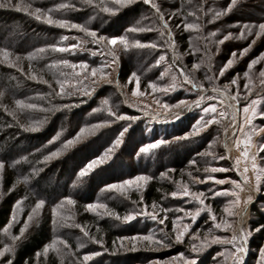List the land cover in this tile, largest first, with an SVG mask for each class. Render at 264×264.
Segmentation results:
<instances>
[{
	"label": "rangeland",
	"instance_id": "374dc122",
	"mask_svg": "<svg viewBox=\"0 0 264 264\" xmlns=\"http://www.w3.org/2000/svg\"><path fill=\"white\" fill-rule=\"evenodd\" d=\"M107 1H110L109 3H111V0ZM245 1H249L248 3L260 6L262 11H264V0ZM172 2V0L167 1V3H169L170 5L173 4ZM213 2L216 4L212 6L210 5V7H214L215 9H217V11L221 10L220 7L217 8V5H221L220 0H213ZM0 4L8 5L7 7H0V42L14 38L13 42H15V45H17L19 42H22V50H25L32 44L39 45L45 39H49L54 35L55 37H57L58 35L60 38L67 37V39L61 40L65 46L69 44H77L78 42L80 43L78 44V47L76 49L69 51L67 54L65 53L64 55H58L56 57L58 58L57 60L68 59V55L75 52L78 53L79 51H84V49H86L84 48L85 46L93 47V49L89 50V53L101 60L100 65L107 63L111 59V57L108 56L107 49L104 46L92 44L90 42L92 38L88 37L79 29L62 28L55 25L50 26L43 21H38L33 16L29 15L28 12H32L36 8L29 0H0ZM15 4L19 5V7H17V5ZM146 5L147 6L144 11L147 10V12L143 11V14L140 13V15L134 19L132 25L144 26L147 24L154 30L148 32L132 33L128 32V29H126L125 35L128 36L130 41L142 37L145 39V42L151 41L160 46L157 48L130 47L127 51H125L122 45L117 44L114 49L118 57L117 63L113 65L112 68L107 69V71H109L110 73L108 79L112 81V83L104 82L100 80L98 76L91 77L89 75L87 78H85L84 74L81 73L80 77L78 78L72 77L73 80L79 79L81 81L80 84L73 86L72 80H70L69 84L65 87V91L72 92V95H56V92L59 91L57 80L67 78L68 75L72 73V69L70 67H65L62 65H57L54 67L51 66L53 70H49L48 68L43 69L42 66L34 67L32 64L27 65V61L25 60V58H23L24 55L18 54L17 52L11 53L9 51V59L12 61V64H9L7 62H5V64L9 65L13 70H18L24 73H26L24 71L26 70L24 67L32 65L27 69L30 72L26 70L28 72L26 73V77L27 79H32L31 77L35 75L36 79L32 80L37 82V87L45 83V79H48V75H46L47 72L50 74L49 76L51 80L50 82L48 80V84H50L51 87L48 86L49 91L47 94L36 93L34 95H31L26 101L23 100V102L25 101L24 103H33L40 106V108L31 109L36 113L34 116L31 115L30 117H28V119L31 120V117H36V119L34 118V120L32 118V121H39L40 119L42 120L47 116L45 115V113L53 111V109H58L57 111H59V109H65V114L62 116V120L59 118L55 120L57 125H60L61 128H63L64 125H67L68 118L73 122L85 120L84 127L96 124L98 122H95V119H93L94 116L89 111V113L84 112V114L82 113L81 115L79 114V112H77L78 107H80L83 102L85 103L87 100H92L95 97L94 95H99L97 98L98 101L108 99L110 105L113 106V110L117 111L118 114L136 117L135 120H115L114 117H109L107 112H105V117L102 118V120L110 119L112 120V123L104 128L95 131L94 133L90 134L86 132L83 138L72 145L69 148V151L65 153L66 157L64 160L66 171L57 175L55 173L49 174V181H46V184L44 182H41L39 184L40 187L50 188L52 185L66 187L67 182L69 181L68 176L71 174V172L75 176L76 181L77 173L80 169L77 170V168L72 167V164L74 162H77L81 158V162H83L82 167H84L91 159L102 155L105 150L112 145L113 141L118 137L120 131L125 127H127L128 130L124 134L123 142L112 153V158L108 160L104 165L99 166L92 173L82 178L78 183H73L70 185L68 184V191L76 193L77 196L80 195L85 197L91 194L93 191L95 193V189L100 187L102 183L114 180H118L115 183H120L128 179H134L135 177L141 175L150 176L152 177L151 180L158 179L160 180V182H163L168 186V190L163 191L162 193V197H164V199H161L160 202H156L158 207L155 209L152 208L153 203H151L150 205L140 203L141 196L135 197V195H140L143 189L137 191L134 186L128 189L126 195H122L118 192L107 190L104 185L102 189L103 191L99 195L101 197L100 200L98 199V201L93 202L106 204L105 199L117 202L118 204L122 205L123 210H125V214L119 215L121 217L132 211H142L144 205H146L149 212H156L158 220L167 216L164 224H160L158 220L153 221L150 217L146 216H137L132 221H124L122 219L118 220L115 218V216L103 215L102 213L105 211L104 209H98V212L101 213L100 215H98L97 213L87 210L86 206L88 204L83 206L88 213L97 216L99 219L106 218L113 223L114 227H116L119 233V237L115 239L111 249L108 248V246H106L103 242L102 244H98L83 237L79 229L72 226L74 224H77V222L75 221V217H78V214L73 211L76 203L74 205H69L65 199L61 200L55 207H52L50 211H52L53 213V209L56 208L57 213L68 217V220L61 224H54L53 230L56 237L61 236L60 239H63L62 236L66 237L63 240H66L68 242L69 248H65L63 244L58 243L57 248L61 250L59 254L56 251L50 249L46 255L44 254V251L41 255L46 257L49 254H54V256L60 262L63 259L64 262L66 261L72 263L73 261H76L78 264H82V257L84 254H90L92 252H96L99 254L89 260L87 264H183V259L180 255L181 253H183L185 257H195L197 260V264H233L232 258L229 256V252L232 251L231 245L224 243L213 244L210 242L211 236L230 238L232 235V230H226L223 227L219 229L215 228L213 226V222L209 219L206 210L201 212L195 222H192L187 218L185 219L184 222L190 224L189 232L185 235L183 242H175L173 221L176 219V217H182L184 215L179 211V209H195L196 207H199V205L196 202L192 201L191 197L174 199L170 196L165 195L166 193L177 190L174 181L181 180L190 182V177L188 176L189 172H191L193 175L200 176L201 179H204V176L206 174L204 173L203 169L206 166L228 169L224 172L208 173L215 176L217 179H224L226 183L223 185L215 184L214 181H206L204 183L190 182L189 186L191 191L193 192L205 193V195L208 197L205 203L211 206L213 214L217 216V222H220L221 218H223L232 221L234 226L236 225L238 218L228 217L227 214L223 211L225 207L229 206V202L234 200L235 198L231 195H209V189H212L213 191H221L225 189L236 190L234 185L228 182L230 180H241V182L243 183L240 172H242L246 162L243 160V158H241L239 170L237 169L235 163L236 158L240 157L242 146L241 149H237L236 147H234L235 137H233L231 128H229L227 133H224L223 131V127H227L231 123V120L229 118H225L222 121L221 125H211L208 129H205L196 137L187 140L174 141V137H181L184 135V133L189 131L191 126L195 123V120L203 115V113L200 109L185 110L182 112L178 120H174L172 119L173 114L180 113L181 110L177 108H170L165 111L162 107V104L165 102L168 104H176L180 100L192 101L197 99L198 93L196 91H190V85H186L183 83V77L180 75L179 69L184 68L186 71L190 70L192 68V65L199 62L201 58H206L205 61L207 64V56L205 55L206 44L208 45L209 49L208 55L211 56V69H206V71H209L208 73L211 76H218V69L223 67L228 59L232 58V52L236 51L237 53H239L240 50H242L244 47H247L246 45H248L252 42L253 39H255V43L252 45L248 53L236 60L233 66L225 72L224 76L219 77V79H215L213 81V84L217 87H220L221 89L223 88L224 84H229L230 87L228 95L230 96L237 90L239 91V101H234L237 108L236 113L233 112V110L229 108L227 104H225L226 101L223 100V98L218 93L212 92L211 89L213 84H205L200 80V70L195 72V79L198 82L203 83L204 87L208 89L206 95L216 97V99L214 100L204 101L203 106H207V104L209 103L217 104L219 109H223L229 112L230 115L232 113H235L238 123L243 121V107L249 104L253 99H258L260 101L257 104L258 113L264 112V84L260 83V80L264 78H261L259 76L260 69L264 68V60L255 65L254 69L250 73L252 77V84L250 85V87L252 88L251 94H246L245 92L244 83L246 82V78L243 76L244 71L247 70L248 63L252 59L259 57L261 53H264V50H262L257 55L255 54V46L260 42L259 40L261 38H264V34H262L260 37H255L254 33L257 29H254L253 34L247 36V39H236L234 41L233 37L239 36L240 33H236L233 31V37L229 40L234 41V43H237L238 45L236 44L233 49H230L231 51L227 52L228 54L226 55V49L222 48L221 45H219V50L217 51V47L214 43L208 44V39L204 37L205 34H203L200 29L190 30L192 31L190 35L192 50L190 51V64H187L185 62L186 54L179 51L174 32L170 27L171 25L168 23L170 26L168 29H165L163 27V24L154 15V10L151 8V6L148 4ZM204 5H208V8H210L209 4L207 3H204ZM13 7L16 10H21V15L26 16L25 18L21 17V22L20 19H15L13 18L12 14H10V11L12 10L11 8ZM25 7H28V12L24 11ZM116 13L107 14L112 17L116 15ZM200 13L201 10L198 13L196 12L195 16H190L191 18H193V21H190V23H197V17L201 19ZM256 13L258 12L253 11V13L251 14L255 15ZM213 14L214 13H212V15ZM109 16H107V18ZM145 17H148L153 22L149 24V21L144 19ZM236 17L239 16L236 14ZM30 19H34L36 21V26L34 27L35 29L25 31L21 25L22 21L29 22L31 21ZM6 20L8 23L4 22ZM106 21L107 22L104 21L102 25H100V27L106 28L107 26H109L108 24H106L108 23V19ZM168 30H171L173 34L171 38L166 35ZM161 31H163L165 35L161 36ZM137 35L139 37H137ZM105 36L112 37L120 35H117L116 33H110ZM200 37H203L204 39H200ZM213 40L218 39L215 38ZM171 41H175L174 49H170L168 47ZM194 48H199L200 51L194 52ZM100 52H103L104 55H100ZM85 54L89 55L88 52H86ZM161 55L165 56V60L162 61L160 65H156L155 61L158 60ZM198 55L202 57L197 61V59L200 57ZM127 59H131L133 72H136L140 77L139 90L145 93V95L143 96L132 95V90L136 87V84L134 81L130 83L129 77L133 72L129 74L128 78L124 82H121L118 78L119 65L122 64V61H127ZM71 63H76L77 65H79V62ZM169 65H171V68H169ZM89 66L90 68L94 67L91 65ZM204 67H206V65L202 66L201 70ZM166 68H169V71L161 79L160 73L164 72ZM77 71H80L79 68H77ZM61 72L65 73L64 77L60 75ZM237 74H239L238 77ZM173 75L176 76L177 83L181 85L179 87H176L175 90H170L167 93H152L151 89L147 87L149 82L169 84L171 83V78ZM234 77L237 78L238 87L237 85L230 84L231 79H233ZM93 80H96L97 82L93 84ZM117 82L120 85L119 89L117 87ZM21 85L17 86L19 89L23 88L22 90L28 89L27 87H30H22ZM84 88L92 89L91 95H81L78 89ZM33 89H42V85L40 86V88ZM0 93H2V91H0ZM82 99L85 101L81 102ZM157 100L161 103H157ZM221 100H223L222 104ZM0 104L3 108L5 107L1 100ZM53 105H56V107L52 108ZM5 109L8 110L7 107ZM145 111L149 112L150 115H144ZM57 113L59 112H55V114ZM66 114L68 116H66ZM157 115L158 119L153 120L152 117ZM29 124L23 122L22 125L27 127ZM139 125L142 126V128ZM252 126L255 128H264V116L257 114L253 118ZM25 127L23 128L25 129ZM139 127V134L143 135V138H141V135L140 137H138V134L136 133L137 128ZM59 134V137L63 134V131L61 129ZM65 134L66 137H68L65 138V140H69V136L71 134ZM226 134L228 136H232V140L230 143L231 155L229 159L225 157L224 146L222 143L225 137L224 135ZM237 135H240V133H237ZM74 137L75 136L73 135L70 139H73ZM58 138L55 140L51 138L50 140L52 141V143L50 144H53L55 147V143L58 142ZM161 138L169 140L170 143L163 145L162 147H159L151 151L150 153L138 154L139 148L142 145ZM214 141L215 143H213ZM253 141L255 144L264 143V133L254 135ZM7 144L8 141L5 138L3 140H0V160L2 156L9 157L10 162L21 160L23 158L26 160L30 156H36V154L41 151V147L37 146L34 140L28 137L22 138L21 136H17L13 141L10 149H8ZM210 144L212 145L211 149H209ZM45 147L46 148L44 150L50 149V146ZM206 151H212L216 156H223L224 159H213L212 157L198 155ZM251 151L255 152L256 148L253 147ZM174 153H178L180 157H183L185 159L177 160L176 157H171ZM159 155H161L160 161H158ZM147 157L150 159L148 160V162ZM191 160H196L197 163L195 165H192L190 164ZM257 164L261 167H264V152H260L257 154ZM197 168L200 169V171H196ZM248 168L249 171L247 175L249 177V182L254 183L253 170L251 169L250 165H248ZM172 169H174L175 171H171ZM1 172L2 171H0V181ZM161 173H166L167 175L162 177ZM169 177L171 179H169ZM33 181L32 182L35 184L39 183L38 181ZM58 190H60V188ZM2 195L3 193L0 192V197ZM239 195L241 201H243L248 195L252 196V201L247 206V215H245L240 221V226L248 229L251 233L248 236L245 244L246 251L243 255L241 264H260V250L264 249V228H261V230L259 231H257L256 229L264 225L261 224V221L259 220L261 217L264 218V175L261 176L260 191L249 192L245 190L240 191ZM26 200V198H22L18 200L20 201L19 205H17V202L15 204L12 216L13 214H15L16 220L11 224L7 232L4 231V234L7 235V238H5V243L11 242L12 244L13 242L11 240V237L14 235L19 236L20 229L18 230L19 233H17L16 227L24 225V221L28 218V214L35 206V204L33 205V202H30L29 199V202H27ZM133 201H136L137 203L134 204ZM61 203H63L64 207L58 208L57 206ZM161 206L163 209H167L168 211H162ZM243 207L244 205L242 203L241 208ZM41 209L39 210V212L41 211ZM108 211L113 212L110 207H108ZM57 219H59V217H57ZM35 220L36 218L33 221L29 222L28 228L34 223ZM82 226L86 228L91 236L95 237V232L98 231H96L97 227L92 226L89 223L86 226L85 224H82ZM161 229H163V233H161ZM164 233L168 234L171 238V243L168 247H158L156 245L149 244L147 241H143L142 239H137L136 241L132 240L133 237H142L143 235L148 234H153L157 239H162ZM194 235H199L200 240H203L205 235L209 236V242L198 253L191 252V245L193 243L199 244V241L194 239ZM56 237L54 239H56ZM70 239L74 241L75 246L71 245V243L69 242ZM51 242L49 244H51ZM80 243L84 244L83 248L78 247ZM69 251L71 252V255H68ZM7 256L8 255L6 253L4 257H0V264H7Z\"/></svg>",
	"mask_w": 264,
	"mask_h": 264
},
{
	"label": "snow or ice",
	"instance_id": "6c2138e0",
	"mask_svg": "<svg viewBox=\"0 0 264 264\" xmlns=\"http://www.w3.org/2000/svg\"><path fill=\"white\" fill-rule=\"evenodd\" d=\"M136 0H111V6L109 4L105 3V0H100V3H96V0H82V3L85 5H94L95 7L99 8L100 11L104 13H109V14H115L116 12L119 11L121 7H125L127 5H131L135 3ZM143 3L148 4L151 6V8L154 10V15L156 18L163 24V27L165 29L169 28L168 22L164 19V13L161 12L159 6L157 3L154 2V0H143ZM238 0H230V3L227 4V7L223 10L215 11L213 14L212 19H218L222 15H226L228 12L232 11L235 6H237ZM8 5L6 4H0V7H7ZM19 7V5H17ZM75 4L71 3L70 0L69 2H60L55 4L53 7H50L48 9H42L40 7H36L34 11L28 12V7L24 8L25 12H28L29 15L33 16L36 20L38 21H43L44 23L52 26H59L62 28H75L79 29L81 32L85 33L88 37H91V43L92 44H97V45H102L107 49V54L111 59L107 62L104 63L98 67H91L88 65L86 62H81L79 65L76 63H71L67 59H59L55 60L52 62L50 66L54 67L57 65H62L65 67H70L72 69V73L68 75L67 78L64 79H58L57 84L59 85V91L56 92V95H72V92H66L65 87L66 85L69 84L70 80H72L73 86L80 84L81 81L79 79H72V77H80L81 73L84 74L85 78H87L89 75L91 77H99L100 80L107 82V83H112L108 79L110 73L107 71V69L112 68L113 65L117 63V55L115 46L117 44H120L123 46V49L127 51L130 47H136V48H157L160 45H157L156 43H153L151 41L148 42H141L139 39L132 40L130 41L127 35H120V36H112V37H107L104 35H97V32L87 28L84 25L80 24H75L72 23L69 20L66 19H60V18H55L53 13L57 12H62V11H67L70 9H74ZM201 9H203V4H201ZM208 12H213L212 8H208ZM188 16H195L196 12H188ZM172 17L169 16V19ZM144 19L149 21V24H151L153 21L150 20L148 17H145ZM199 19V17H197ZM183 27L186 30H196L200 29L202 25L192 22L189 23L187 22V17L184 18L182 21ZM211 23V20L209 21ZM177 27H180V25H177ZM257 29L254 33L255 37H260L262 34H264V23H259L258 25L255 24H245L240 31V35L235 37L236 39H247V36L253 34V30ZM154 29L152 27H149L147 24L144 26H132L130 27L127 31L132 32V33H140V32H148V31H153ZM161 36L165 35L163 31H161ZM216 32H209L208 33V44H215L217 47V51L219 50V45L223 44L225 41H228L230 38L233 37V34L231 32H228L227 34L223 35L222 39L219 40H213L211 39L212 37L216 36ZM166 35L171 38L172 37V32L171 30H168ZM61 39H67V37H62ZM191 39V38H190ZM200 39H204L203 37H200ZM87 42V41H86ZM78 42L77 44H69L66 46L58 45V44H52L49 45L48 47L51 48L52 51L55 52H69L71 50H74L78 47ZM255 43V39L252 40L251 43L247 45V47H244L242 50L237 53L236 51H233L231 56L232 58L228 59V61L223 65V67L218 69L219 75L218 76H209L206 75V79L209 81L210 84H213V81L215 79H219V77H222L225 75V72L230 69L234 62L238 60L240 57L245 56L248 51L251 49L252 45ZM175 41H171L169 43L168 47L170 49H174ZM45 51L44 48H40L35 50L36 54L43 53ZM193 51H200L199 48H194ZM208 45H205V55L207 56V64L204 58H201L199 62L194 63L192 65V68L190 70H185L184 68H180L179 72L180 75L183 77V83L186 85H190V91H196L198 93L197 99L192 100V101H186V100H180L176 104H168V103H163L162 107L165 111H167L170 108H177L180 109V113H174L172 116V119L178 120L180 118V115L182 114L183 111L185 110H192V109H200L203 115H201L199 118L195 120V123L191 126L190 130L184 133L183 136L181 137H174V141L178 140H187L193 137L198 136L201 132H203L205 129H208L209 126L211 125H221L222 121L225 118H229L231 120V123L227 127H223L224 133H227L229 128L232 129L233 137H235V143L234 147L237 149H241L242 146V151L240 154V157L236 158V167L239 170L240 164H241V158L246 162L245 167L243 168L242 172H240V176L242 177L243 183L241 180H230L231 184L234 185L236 190H221V191H213L212 189H209V195L211 196H218V195H231L235 199L229 202V206L224 208V213L227 214L228 217H237V223L234 226L232 221L223 219L221 218L220 222H217V216L213 214L212 208L210 205L206 204L205 201L208 198L204 192H193L190 189L189 183H204L206 181H214L215 184H220L223 185L226 183L224 179H217L215 176L210 175L208 173H216V172H224L227 171L228 169L225 168H217V167H212V166H206L203 171L206 174L204 176V179H201L200 176L198 175H193L191 172L188 173V176L190 177V182L189 181H181V180H176L174 181L176 185V189L174 191H171L169 193H166V196H170L172 198H186V197H191L192 201L196 202L199 207H196L195 209H184L181 208L179 209L180 212H182L184 215L182 217L178 216L176 219L173 221V232L175 233L174 240L177 243H181L184 240L185 235L189 232L190 224L185 223V219H190L192 222H195L197 217L201 214L203 211H207L209 219L213 222V226L215 228H224L226 230L231 229L232 230V235L230 238H222L220 236H211L210 242L215 244V243H224V244H229L232 246V251L229 252V256L232 258L233 264H241V261L243 260V255L246 251L245 249V244L247 241L248 236L251 234L250 231L244 227L240 226V221L243 219L245 215H247V206L251 203L252 201V196L248 195L243 201H241L239 192L240 191H249V192H258L260 191V184H261V176L264 175V167H261L260 165L257 164V154L260 152H264V143L260 144H255L253 141V136L254 135H259L261 133H264V128H255L253 127V118L259 114L261 116H264V112H259L257 111V104L260 102L258 99H253L250 101L249 104L245 105L242 109L243 111V121L239 122L236 119L235 113H232L230 115L229 112L219 109L217 104L214 103H209L207 106H203V102L206 100H214L216 99L215 96H208L206 95L208 89H206L203 85V83L198 82L195 79V72L199 71L202 66L206 65V69L210 70L211 69V56L208 55ZM175 54V53H174ZM100 55H104L103 52H100ZM10 53L8 49L6 48H0V60H3L4 62H7L9 64H12V61L9 59ZM35 55H29V59H35ZM18 59V57H17ZM165 60V56L161 55L158 60L155 61L156 65H160L162 61ZM262 60H264V53H261L259 57H256L252 59L248 65H247V70L244 71L243 76L246 78V82L244 83V89L246 94H251L252 93V88L250 85L252 84V77L250 73L254 69V66L260 63ZM15 66V65H12ZM77 68H79L80 71H77ZM169 68H171V65H169ZM169 68H166L164 72L160 73V78L162 79L169 71ZM90 69V70H89ZM60 75L62 77L65 76V73L61 72ZM239 74H237L238 77ZM259 76L261 78H264V68L260 69L259 71ZM32 79H36L35 75L31 77ZM42 79V78H41ZM135 82L136 87L132 90V95L133 96H143L145 95L144 92L140 91V77L137 75L136 72H133L131 76L129 77V82ZM47 83V81H44ZM97 81L93 80V84H95ZM261 84H264V79L260 80ZM231 85H237V78H233L230 81ZM177 83V78L175 75L172 76L171 78V83L169 84H160L159 82H149L148 83V88L151 89L152 93H167L170 90H175L176 87H179ZM117 87L119 89L120 85L117 82ZM229 84H224L223 88L221 89L220 87H217L213 84L212 86V92L214 93H219L221 97H224L228 95L229 92ZM80 91L81 95H91L92 89L89 88H84V89H78ZM2 95V93H0ZM240 93L237 90L235 93H232L230 96V99L233 101H239ZM127 102V101H125ZM157 103H161L160 101L157 100ZM223 103V100H221V104ZM16 105L21 109H37L40 108L39 105L33 104V103H24L21 100L16 101ZM56 106H53L55 108ZM67 107V106H65ZM233 105H229V108H232ZM44 110V109H41ZM106 111L109 117H114L115 120H135L136 117H130L124 114H118L117 111L113 110V106L110 105L108 99H104L101 103V108L99 109H93V112L96 111ZM144 115L148 116L150 115L149 112L145 111ZM153 120L158 119L157 116L152 117ZM43 123V120L39 121H32L27 127L24 125H21V127H25L26 131H37L38 127ZM112 123V120L110 119H105L102 121H99L96 124H92L90 126H86L84 128H81L80 131L76 134V136L73 139L66 140L64 144L61 146V148L56 149L55 151H52L49 153V155L44 157V160L47 161L53 157L59 156L61 152L66 150L67 148H70L72 145L77 143L80 139L83 138L84 134L86 132L88 133H94L95 131L104 128L108 126L109 124ZM127 127L123 128L118 137L113 141L112 145L105 150V152L93 159H91L84 167H82L79 172L77 173V180L74 181V183H78L82 178L86 177L90 173H92L95 169H97L99 166L104 165L108 160L112 158V153L115 151L116 148H118L121 143L123 142V137L125 132H127ZM237 133H240V135H237ZM59 133H57L56 137H53V140L57 139L59 137ZM49 143H52L50 140ZM170 141L166 139H156L153 142L147 143L142 145L139 148V153L138 154H147L150 153L151 151L162 147L163 145L169 144ZM215 143V141L213 142ZM223 143V142H222ZM212 145H209V149H211ZM225 149L227 150L228 145L224 144ZM255 147L256 151L252 152L251 149ZM198 155L201 156H208L212 157L213 159H224L223 156H216L214 152L212 151H206L204 153H200ZM197 163L196 160H191L190 164L195 165ZM248 165H250L251 169L253 170L254 173V183L249 182V177L247 175L249 168ZM5 167V164L3 161H0V171H3ZM171 171H175L172 169ZM196 171H200V169H196ZM166 173H161V176H166ZM26 179V178H25ZM152 177L150 176H137L134 179H128L120 183H113V184H108L106 185V189L110 191H115L118 192L122 195H126L128 189L132 188L133 186L137 191H140L143 189V187L147 184L149 180H151ZM169 179H171L169 177ZM247 186V187H246ZM11 191V189H9ZM161 199H164V197H161ZM65 200L69 205H74L76 203L75 200H73L71 197H65ZM133 203H137L136 201H133ZM140 203L143 204V196L140 198ZM243 203L244 207L241 208V204ZM20 204V201H17V205ZM45 201L43 199H39L36 203L35 206L32 208L31 212L28 214V218L24 221V225L20 228L19 236H12V244L5 243L3 248H0V257H4L6 253H10L14 250V242L17 241L23 234L25 233L26 229L29 226V222L33 221L35 218L39 216V210L44 206ZM58 208H63L64 205L63 203L59 204L57 206ZM87 210L92 211L94 213H97L100 215L101 213L98 212V209H104L105 211L102 213L103 215H108V216H115L116 219L124 220V221H132L134 220L137 216H146L150 217L153 221L158 220V216L155 211L149 212L147 210V206L144 205L142 211H132L124 215L123 217L119 216L118 214L108 211V205L104 203H89L87 206ZM158 205L156 202H153L152 208L155 209L157 208ZM235 209V210H234ZM161 210L164 212H167V209H163L161 206ZM59 217V219H57ZM165 219H167V216L160 218L158 222L160 224H164ZM16 216L13 214L12 219L9 221V224L5 226L4 231L7 232L8 228L11 226L13 222H15ZM68 220V217L63 216L62 214L57 213V209H53V223L54 224H61L63 222H66ZM73 227H76L79 229V231L82 233L83 237L87 238L88 240H91L95 243L102 244V240H98L95 237L91 236L89 232L86 230L85 227L79 225V224H74L72 225ZM261 228H264V225L260 226L256 230L259 231ZM161 233H163V229L160 230ZM137 239H142L143 241H147L149 244L156 245L158 247H168L169 244L171 243V238L169 237L168 234L164 233L162 239H157L153 234H148V235H143L133 237L132 240L136 241ZM194 239L199 241V244L193 243L191 245V252L192 253H198L202 250L204 246L207 245L209 242V236L205 235L203 240H200L199 235H194ZM167 241V243H166ZM63 244L65 248H69L68 242L66 240L60 239V237H56L51 244L46 245L45 248L43 249L44 254L46 255L49 250L56 251L58 254L61 252L59 248H57V244ZM78 247L83 248L84 244L80 243ZM99 253L92 252L90 254L86 253L82 257V264H87L89 260H91L94 256L98 255ZM39 255V253L37 254ZM68 255H71V252L69 251ZM181 258L183 259V264H197V260L195 257H185L183 253L180 254ZM7 264H12L11 260L7 261ZM61 264H64L63 259L61 260ZM72 264H77L76 261H73ZM260 264H264V249L260 250Z\"/></svg>",
	"mask_w": 264,
	"mask_h": 264
},
{
	"label": "trees",
	"instance_id": "16d2710c",
	"mask_svg": "<svg viewBox=\"0 0 264 264\" xmlns=\"http://www.w3.org/2000/svg\"><path fill=\"white\" fill-rule=\"evenodd\" d=\"M29 1L32 2L33 6L40 7L45 10L50 7H53L57 3L69 2V0ZM167 1L154 0V2L158 4L161 12L164 13L165 20H167L168 23L171 25L170 26L168 24L171 27V30L174 32L179 51L186 54L185 62L187 64H190L191 59L190 51L192 50V42L190 39V35L192 31L184 29L182 21L185 17H187V22L190 23V21H193V18L187 15L189 11H195L198 13L201 10V19H198L197 21L198 24L202 25V27L200 28L201 32L205 34L204 37L206 38H208L209 32H216V36L212 37V39L216 38L218 40L222 39L223 35L227 34L228 32L232 33L234 31L236 33H240L242 25H258L259 23H264V11H262L261 7L248 3L249 1L245 0H238L237 6H235L232 11L228 12L226 15L220 16L218 19L215 20L212 19V13H214V11H217V9H215L214 7H210V5L212 6L216 4L213 2V0H172V5L167 3ZM70 2L75 4L74 9L53 13L54 17L66 19L75 24L84 25L87 28L96 31L97 35L104 36L110 33H116L117 35H125L126 29H129L133 26L132 22L134 21V19L139 16L140 13L143 14L144 12H147V10L144 11L147 5L143 3V0H136V2L131 5L121 7L116 13V15L112 17H110L107 13L100 11L99 8L95 7L94 5L83 4L82 0H70ZM109 2L110 1L105 0V3L111 6V3ZM220 2L221 5H217V8L220 7L221 10H223L227 7V4L230 3V0H220ZM96 3H100V0H96ZM204 3L209 4V7L214 9L213 12H208V5H204ZM201 4H203V9H201ZM11 9L12 10L10 11V14H12L13 18L20 19V22L22 20L21 17H26L25 15H21V10H16L14 7ZM253 11H257L258 13L252 15L251 13H253ZM236 14L239 17H236ZM107 16H109L110 18H107ZM169 16H171L172 18L169 19ZM107 19L108 23L106 24H108L109 26H107L106 28L100 27V25H102L104 21L107 22ZM30 20L31 21L29 22L22 21L21 25L25 31L35 29L34 27L36 26V21L34 19ZM210 20L211 23H209ZM4 22L8 23L7 20ZM177 25H180V27H177ZM137 37L139 36L137 35ZM141 38L139 37L141 42H145V39ZM233 39L234 41L236 40L235 36L233 37ZM61 40L62 39L58 35L57 37H55L54 35L49 39H45L39 45L32 44L28 46L27 49L22 50V42L18 41L19 43L15 45V42H13L14 38H11L10 40L1 41L0 48H6L11 53L17 52L18 54L24 55L23 58H25V60L27 61V65L32 64L34 67L42 66L43 69L48 68L49 70H53L50 65L55 59H58L56 57L61 54H67L68 52H55L52 51L51 48H49L48 46L52 44L65 46ZM234 41L228 40L221 44V47L226 49V55L228 54L227 52L231 51L230 49H233L237 44L234 43ZM259 41L260 42L255 46L256 55L262 50H264V38H261ZM40 48H44L45 51L43 53L36 54L35 50ZM84 48H86L84 49V51H79L78 53L75 52L68 55L67 60L79 63L86 62L89 63V65L91 66L98 67L100 65L101 60L98 59V57H95L89 53V50L93 49V47L85 46ZM86 52H88L89 55H86ZM29 55H35L36 58L29 59ZM72 57L75 59H73ZM201 57L202 56H200L197 61ZM31 66H27L24 68L27 70ZM26 70L24 71L28 73L27 71L29 70ZM132 72L133 65L131 59H127V61H122V64L119 65V80L121 82H124L128 78L129 74ZM208 72L209 71H206V67H204L202 70L200 69L199 72V78L205 84H209V81L206 79V75H211ZM26 73L18 70H13L9 65L5 64L3 60H0V91H2V95H0V100L5 106L3 108L0 104V140H3L5 138L8 141L7 147L8 149H10L13 141L17 136H21L22 138L28 137L30 139L32 138L37 144V146L41 147V151L38 152L36 156H30L26 160L23 158L21 160L10 162L9 157L7 156H2L0 160L3 161L5 164V167L1 172L0 181V192L3 193V195L0 197V248H3L5 244V238H7V235L4 234V228L9 224V221L12 219V213L15 208V204L18 200L26 198L27 202H29L30 200V202H33L34 205L39 199H43L45 201V204L39 212V216L36 218L34 223L25 231V233L23 234V236L20 237V239L14 242V250L10 253H7L8 256L6 262L8 260H11L12 264H61V262L54 256V254H49L46 257L42 256L41 254L43 253V249L45 248V246L49 245V243L53 241V239L56 237L53 230V213L52 211H50V209H52V207H55L61 200H64L65 197H72V199L76 201V205L73 211L78 214V217H75V221L77 222V224L81 226L82 224H85L86 226L89 223L92 226L97 227L96 231H98L95 232L96 239L102 240V242L106 246H108V248L111 249L113 242L116 238L119 237V233L116 227H114L113 223L110 220L106 218L99 219L97 216L88 213L83 206L89 203L96 202L98 201V199L100 200L101 197L99 195L103 191V186L115 183L118 180L102 183L100 187L95 189V193L93 191L91 194L85 197L80 195L77 196L76 193L68 191L67 185L73 184L75 181V176L72 172L68 176L69 181L67 182V185L65 184L66 187L52 185L50 188H42L39 185L41 182H44L46 184V181H49V174L55 173L57 175L66 171L64 159L66 157L65 153L69 151V148L61 152L59 156L53 157L47 161L44 160V157L49 155L50 152L61 148V146L66 141L65 138H68L66 137L65 133L71 134L69 136V139L73 135L76 136L80 129L84 127L85 120L73 122L71 119L68 118L67 125H64V127L61 128L60 125H57L55 120L57 118L62 120V116L65 114V109H59V111H57L58 109H53V111L45 113V115L47 116L42 119L43 123L38 127L37 131H26L23 127H21V125L23 124V122L26 124L32 123V118L34 120V118L36 119V117H31V120L28 119V117H30L31 115L34 116L36 112L31 109L21 110L16 105V101H26L31 95H34L36 93L47 94L49 91L48 86H50V84H48V80L49 82L51 80L49 76L50 74L47 72L46 75H48V79H45L47 83L41 84L42 89H33L40 88L41 85L37 87L36 81L29 78L28 80L26 77ZM17 85H21L22 87H30H27L28 89L22 90L23 88L19 89ZM94 96L95 97L92 100H87L85 103L83 102L85 100L82 99L81 102L83 103L82 105H80V107H78L77 112H79L80 115L82 113L84 114V112H90L94 116L93 119H95V122H99L102 121V118L105 117L104 113L106 111L101 110L93 112V109L101 108V103L103 101H98L97 98L99 95ZM6 107L8 108V110L5 109ZM55 112L59 113L55 114ZM66 116L68 115L66 114ZM140 127L142 128V126ZM140 127L137 128L136 131L138 137H140L141 135L139 134ZM60 129L63 131V136L61 135L58 138V142L55 143L56 145L54 147V145L50 144L48 141L51 138L55 137L57 133L60 132ZM141 138H143V135H141ZM45 146H50V149L44 150L46 148ZM171 157H176L177 160L185 159L183 157H180L178 153H174ZM148 160L150 159L147 157V162ZM160 160L161 155H159L158 157V161ZM81 161L82 159L80 158L77 162H74L72 164V167L77 168V170L81 169L83 165V162ZM33 180L38 181L39 183L35 184L33 183ZM59 188L60 190H58ZM9 189H11V191H9ZM166 190H168V186L163 182H160V180L155 179L149 181L143 188L142 193L140 195H135V197L143 196V203L146 205H150L153 202H160L161 197L163 195L162 193ZM105 202L108 207H110L111 210L116 214H125V210H123L122 205L109 199H105ZM259 220L261 221V224H264L263 217H261ZM19 227H22V225L16 227L17 233H19ZM59 237L61 238V236ZM62 238L64 239L66 237L62 236ZM69 242L71 243V245L75 246V243L72 239H70ZM7 243L11 244V242ZM38 253L39 255H37ZM64 264L72 263L65 261Z\"/></svg>",
	"mask_w": 264,
	"mask_h": 264
},
{
	"label": "built area",
	"instance_id": "2783aa9c",
	"mask_svg": "<svg viewBox=\"0 0 264 264\" xmlns=\"http://www.w3.org/2000/svg\"><path fill=\"white\" fill-rule=\"evenodd\" d=\"M219 94V93H218ZM223 98V100H225L226 102H225V104H227L228 106L229 105H233V107L231 108L232 110H233V112H237V108H236V105H235V103H234V101L233 100H231L230 99V95H226V96H224V97H222ZM235 110V111H234ZM225 137H224V139H223V146H224V144H229V147H228V149L226 150L225 149V147H224V151H225V157L227 158V159H229V157H230V155H231V153H230V143H231V140H232V136L230 135V136H228L227 134L226 135H224ZM231 138V139H230ZM230 139V140H229Z\"/></svg>",
	"mask_w": 264,
	"mask_h": 264
}]
</instances>
